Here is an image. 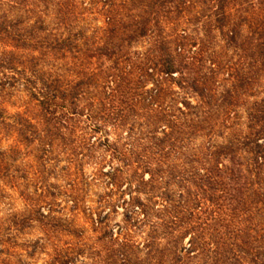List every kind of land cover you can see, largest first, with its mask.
I'll use <instances>...</instances> for the list:
<instances>
[{
    "label": "trees",
    "instance_id": "trees-1",
    "mask_svg": "<svg viewBox=\"0 0 264 264\" xmlns=\"http://www.w3.org/2000/svg\"><path fill=\"white\" fill-rule=\"evenodd\" d=\"M99 3L106 21L89 31L76 24L74 0H0V126L42 158L59 140L76 167L97 144L111 150L120 164L104 173H126L131 194L117 230L121 264H264V0H92L96 13ZM138 39L150 47L136 55ZM230 53L248 64L245 110L231 90L218 91ZM102 57H134L135 80L149 75L154 88L91 90V63ZM21 92L24 111L11 114ZM37 125L48 129L28 132ZM111 214L90 211L97 229ZM65 252L57 264H71Z\"/></svg>",
    "mask_w": 264,
    "mask_h": 264
},
{
    "label": "rangeland",
    "instance_id": "rangeland-1",
    "mask_svg": "<svg viewBox=\"0 0 264 264\" xmlns=\"http://www.w3.org/2000/svg\"><path fill=\"white\" fill-rule=\"evenodd\" d=\"M74 2L81 13L76 24L85 26L89 31L104 25L106 15L101 3L99 10L102 11L96 13L97 9L94 10L91 6L92 0ZM116 10L126 12L117 7ZM102 34L100 32L98 36L101 37ZM3 47L5 45L0 40V49ZM149 47L147 40L138 39L132 43L131 52L142 54ZM231 54L223 60L226 71L225 75H219L218 81L221 85L218 91L225 93L231 90L234 94V105L245 110L251 100L248 64ZM139 67L140 63L134 57L132 62H114L108 57L94 58L91 68L95 70L96 76L92 79L94 83L91 90H141V85L146 90L153 89V77L145 75L140 84L135 80L136 74L140 72ZM125 68L131 70L133 75H126ZM230 68L233 72L231 80L235 84L233 88L231 82L225 81L228 78L226 72ZM97 74L104 78L100 79ZM242 74L246 76V80L240 88L237 80ZM255 89L262 90L259 87ZM237 94L240 96L237 97ZM24 99L23 92L14 96L11 100L17 106H8L9 112L13 114L24 111V107L20 108L25 102ZM29 111L31 113L28 116L35 112L33 105L29 106ZM107 127L110 136L114 138L115 127L111 124ZM29 129L28 132L44 133L48 128L37 125L36 128ZM102 134L99 132L93 139ZM64 146L55 139L53 153L42 158L32 146L27 147L19 142L16 129L0 126V147L2 150L8 149L14 158L5 161L9 163L8 168L6 163H0V174L7 171L10 175L7 181L0 179V264H57L55 259L65 251L73 256L71 264H121L117 230L125 221L123 211L126 205L123 202L131 195L128 175L119 173L116 180L105 175L104 172L108 173L120 163L114 160L111 150L103 144H97L89 152L86 151L87 156L77 167L70 161L68 147ZM132 173L129 172V175ZM145 176L148 178L149 173H145ZM114 204L118 206V210ZM104 210L112 211L107 223L108 230L104 226L103 229H97L92 220L93 216L90 215V211L91 214L98 215ZM43 213L47 218L43 217ZM186 239L187 242L189 237ZM140 241L136 234L132 243ZM136 254L135 249L133 253L129 251V259L135 261Z\"/></svg>",
    "mask_w": 264,
    "mask_h": 264
}]
</instances>
